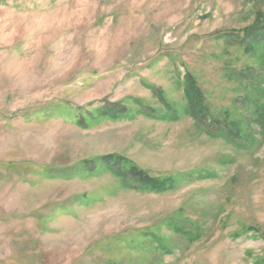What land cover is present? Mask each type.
I'll return each instance as SVG.
<instances>
[{
    "label": "rangeland",
    "instance_id": "rangeland-1",
    "mask_svg": "<svg viewBox=\"0 0 264 264\" xmlns=\"http://www.w3.org/2000/svg\"><path fill=\"white\" fill-rule=\"evenodd\" d=\"M248 28L264 0H0V264H264Z\"/></svg>",
    "mask_w": 264,
    "mask_h": 264
},
{
    "label": "trees",
    "instance_id": "trees-1",
    "mask_svg": "<svg viewBox=\"0 0 264 264\" xmlns=\"http://www.w3.org/2000/svg\"><path fill=\"white\" fill-rule=\"evenodd\" d=\"M261 29V28H260ZM245 39L250 38L252 36V39H257V43L264 41V35L251 31L250 28L245 30ZM260 74V71H249L248 75L246 77L247 80L254 78L255 76H258ZM195 80L192 76H189L186 78V81L184 83L185 88V100H186V111L187 114L192 117L194 120L197 121H206L208 113L203 105L202 102V94L198 90L195 84ZM177 118H174V120ZM254 122L259 128V134L262 136V139L264 140V111H260L256 114V117L254 119ZM106 163L109 165L114 166V174L117 176L122 177H132L135 184L131 186L134 190H142V189H150V190H156L160 191L163 190L166 184L170 181V179L167 180H158L156 178L151 177L147 174V172L138 169L136 166H132L131 161L127 160L126 158L119 157V156H108L106 158ZM124 165H123V164ZM129 166V168H127Z\"/></svg>",
    "mask_w": 264,
    "mask_h": 264
}]
</instances>
